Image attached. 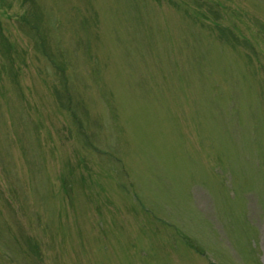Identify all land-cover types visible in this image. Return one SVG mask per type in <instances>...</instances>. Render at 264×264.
<instances>
[{
  "label": "rangeland",
  "instance_id": "374dc122",
  "mask_svg": "<svg viewBox=\"0 0 264 264\" xmlns=\"http://www.w3.org/2000/svg\"><path fill=\"white\" fill-rule=\"evenodd\" d=\"M0 264H264V0H0Z\"/></svg>",
  "mask_w": 264,
  "mask_h": 264
}]
</instances>
